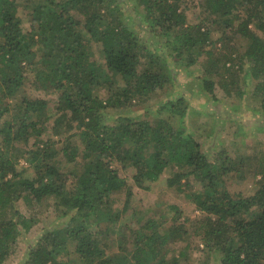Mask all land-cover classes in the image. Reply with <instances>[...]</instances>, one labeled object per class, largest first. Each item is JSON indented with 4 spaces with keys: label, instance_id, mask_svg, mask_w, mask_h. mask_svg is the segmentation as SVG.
Listing matches in <instances>:
<instances>
[{
    "label": "trees",
    "instance_id": "1",
    "mask_svg": "<svg viewBox=\"0 0 264 264\" xmlns=\"http://www.w3.org/2000/svg\"><path fill=\"white\" fill-rule=\"evenodd\" d=\"M36 1L26 29L17 1L0 0V264L39 219L40 237L26 247L22 264H59L67 251L80 264H190L177 247L185 236L200 237L207 263L264 264L262 152L251 150L237 161L224 150L211 160L183 127V97L145 107V114L133 109L171 82L173 61L193 66L205 55L207 93L217 99L219 85L239 102L250 94L264 112V0ZM129 1L133 15L121 9ZM189 1L203 8L201 20L189 19ZM242 73L245 86L256 82L251 93L240 86ZM29 75L44 93L57 96L55 116L49 101L29 96L11 114ZM99 85L107 90L103 98L95 93ZM109 110L118 111L117 117ZM158 113L173 114L178 124ZM53 118L60 139H44ZM20 159L33 176L19 169ZM63 163L82 168L71 185L60 173ZM169 170L166 185L200 216L165 227L171 209L176 222L184 215L172 206L158 219H139V228L129 224L119 232L132 210L124 173L132 171L135 185L149 190L148 182ZM233 174L259 176L255 192H229L226 181ZM122 190L121 209L112 195ZM20 201L46 205L49 214L24 215ZM51 214L53 222L47 221Z\"/></svg>",
    "mask_w": 264,
    "mask_h": 264
},
{
    "label": "rangeland",
    "instance_id": "2",
    "mask_svg": "<svg viewBox=\"0 0 264 264\" xmlns=\"http://www.w3.org/2000/svg\"><path fill=\"white\" fill-rule=\"evenodd\" d=\"M18 3V16L22 21L23 27L30 29V19L33 13V7L37 4L36 0H16ZM45 1V0H43ZM187 5L191 6L189 13V19L192 21H199L202 19L203 8L198 6V1L195 3L189 1L185 2ZM122 10L133 15L134 4L132 2H127L121 7ZM198 19V20H196ZM217 37V36H216ZM219 37V35H218ZM221 47V44H217ZM217 58V57H214ZM99 60V56L96 57ZM173 61V60H172ZM172 74L173 79L163 91L158 93H152L147 103L144 105L135 106L133 109L138 114H145L147 109H155L161 106L163 103L170 99H178L183 97L187 102L188 112L185 119V124H183L186 132L193 136L197 141L200 142L202 146V151L206 153L211 160L219 156L222 151H227L229 156L234 160H241L242 157H246L251 150L261 151L260 161H264V112H262L259 103L255 101L251 95L247 97V102H239V99L225 96L221 87L215 86L214 95L217 99H214L212 95L206 92L203 87V82L205 76V69L208 68L207 57L201 56L197 63L193 66H188L186 60L173 61L172 62ZM237 66V65H236ZM235 66V71L237 67ZM218 80V78H216ZM31 75L28 76L27 82L23 89L17 94V98L14 99L13 109L11 114L15 115V108L17 104L26 96L34 99H45L49 101V107L51 108L52 115L55 116V106L57 103V96L54 94H46L40 88L38 82L34 81ZM238 81L241 87L245 86V76L242 73ZM256 82L250 83L245 86V90L251 93ZM254 84V85H253ZM253 85V86H252ZM96 95L100 97H105L107 90L99 87H94ZM112 116L117 117L118 111L109 110ZM136 113L131 114L135 116ZM160 118H172L171 122L177 125V118L173 114L162 113L157 114ZM142 116V115H141ZM154 114L149 116L152 119ZM54 125V118L49 121L48 127H50L49 132L45 135L44 139L53 138L52 128ZM63 129H66L65 125ZM70 134L64 138H68ZM60 139L59 136H55L54 139ZM63 141V137L61 138ZM34 140L30 141V146L34 143ZM60 146H57L59 148ZM20 167L28 168L29 174L33 176L35 172L30 168L24 159H20ZM82 168L74 167L68 163H63L61 165V171L63 178L67 179L68 185H71L77 174H80ZM172 170L167 171L162 175L159 181L155 183H149V190H143L138 188L132 180L133 172H126L124 176L128 179V189L132 192V210L125 214L122 218V222L118 225L117 230L119 232L126 231L129 224L136 227H140L147 219H158L161 213L168 211L170 207H179L184 215L179 217L176 222V211L170 210L169 222L165 227H171L176 224L182 223L187 216L195 218L200 216L198 210H194V206L187 199L177 197L174 189L169 188L166 185L165 180L169 179ZM256 179H245L241 178V174H233L230 179L226 181V187L232 194H242L244 196L251 195L255 192L257 184ZM125 190L116 192L112 195L115 201V207L122 209V204L126 197ZM50 206L54 204L53 200H49ZM17 208L24 215H48L49 211H46L47 206L34 205L29 206L25 201H20ZM51 219L47 220L49 222L54 221V217L51 214ZM142 219V223L138 220ZM38 221L37 226L32 230L31 234L25 238V241H21L17 244L16 250L12 253L11 257L4 264H22V261L26 255V247L30 244H35V241L39 239L41 233V228L43 227L44 221ZM35 241H34V240ZM28 242V243H26ZM104 242V241H103ZM37 243V242H36ZM177 247L184 250L190 264H219L218 260H211L207 263L206 256L202 254L204 249L200 237H184V240L180 241ZM65 253L64 256L59 260V264H80L76 259L75 255ZM69 254V255H68ZM175 254L178 253L175 251ZM68 255V256H67ZM71 255V256H70ZM73 260H72V258Z\"/></svg>",
    "mask_w": 264,
    "mask_h": 264
}]
</instances>
